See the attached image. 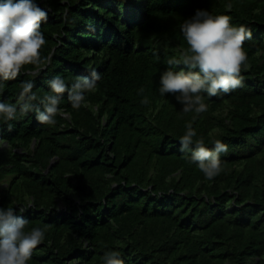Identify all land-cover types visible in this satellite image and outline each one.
I'll list each match as a JSON object with an SVG mask.
<instances>
[{"label": "trees", "instance_id": "16d2710c", "mask_svg": "<svg viewBox=\"0 0 264 264\" xmlns=\"http://www.w3.org/2000/svg\"><path fill=\"white\" fill-rule=\"evenodd\" d=\"M38 2L49 10L40 51L51 61L26 65L0 99L15 103L32 73L40 97L57 74L101 79L87 107L63 94L54 125L34 112L0 119V207L30 202L26 230L46 229L28 264H102L107 250L124 264H264V0ZM198 9L229 15L252 38L243 87L183 113L157 87L187 47L179 25ZM189 121L194 139L227 145L210 180L180 150Z\"/></svg>", "mask_w": 264, "mask_h": 264}, {"label": "clouds", "instance_id": "9594fccd", "mask_svg": "<svg viewBox=\"0 0 264 264\" xmlns=\"http://www.w3.org/2000/svg\"><path fill=\"white\" fill-rule=\"evenodd\" d=\"M68 2L61 0V3ZM48 15L49 10L42 8L38 0H0V96L5 82L16 80L26 65L39 70L45 60L51 61V56L42 59L40 51L46 43L41 25L47 22ZM179 30L187 47L180 50L178 58L168 59L169 67L160 73L157 91L161 97L174 95L183 113H203L208 108L205 95L208 98L228 95L243 87L241 70L242 66L247 67L244 45L252 38V32L244 24H232L229 15L201 9L184 20ZM36 74L20 83L15 103L0 99V119L12 121L18 114L25 116L34 112L39 124L54 125L57 115H65L59 108L63 94L67 93L73 109L87 107L86 97L101 79L92 70L89 76L77 77L69 84L57 74L47 81L49 92L40 97L33 91ZM143 94L141 87L137 95ZM140 103L147 106L150 101L143 96ZM196 136L192 122H187L180 137V150L189 153L190 163L210 180L221 171V154L227 152V145L216 139L209 147L203 138L194 139ZM30 206L29 202L19 207L18 212L11 205L0 207V264H28L33 250L44 241L45 228L26 230L28 220L23 213ZM102 264H124V261L118 251L107 250Z\"/></svg>", "mask_w": 264, "mask_h": 264}]
</instances>
